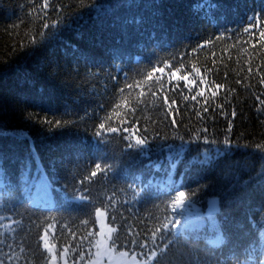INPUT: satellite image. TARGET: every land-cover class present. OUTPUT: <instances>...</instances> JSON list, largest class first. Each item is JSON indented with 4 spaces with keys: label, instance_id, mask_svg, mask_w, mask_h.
<instances>
[{
    "label": "trees",
    "instance_id": "obj_1",
    "mask_svg": "<svg viewBox=\"0 0 264 264\" xmlns=\"http://www.w3.org/2000/svg\"><path fill=\"white\" fill-rule=\"evenodd\" d=\"M98 207L153 264H264V0H0V264Z\"/></svg>",
    "mask_w": 264,
    "mask_h": 264
},
{
    "label": "rangeland",
    "instance_id": "obj_2",
    "mask_svg": "<svg viewBox=\"0 0 264 264\" xmlns=\"http://www.w3.org/2000/svg\"><path fill=\"white\" fill-rule=\"evenodd\" d=\"M34 170V174L26 176L28 177L26 185L30 199L34 203L50 205L53 202V196L49 180L43 169L36 166ZM73 199L83 200L85 196L79 193ZM95 217L97 231L87 251L72 250L66 246L58 248L50 236L52 227L45 228L41 236V245L47 253L48 264H153L154 251L142 254L135 250L117 246L113 238L114 227L108 222L104 208L98 207L95 211ZM219 237L218 232L210 237V240L217 242ZM87 254L89 256H86ZM241 264H247V261H242Z\"/></svg>",
    "mask_w": 264,
    "mask_h": 264
},
{
    "label": "water",
    "instance_id": "obj_3",
    "mask_svg": "<svg viewBox=\"0 0 264 264\" xmlns=\"http://www.w3.org/2000/svg\"><path fill=\"white\" fill-rule=\"evenodd\" d=\"M213 206L215 209H217V199L216 198L213 200Z\"/></svg>",
    "mask_w": 264,
    "mask_h": 264
},
{
    "label": "bare ground",
    "instance_id": "obj_4",
    "mask_svg": "<svg viewBox=\"0 0 264 264\" xmlns=\"http://www.w3.org/2000/svg\"><path fill=\"white\" fill-rule=\"evenodd\" d=\"M214 199H215V198H214ZM214 199H213V200H214ZM216 199H217V198H216Z\"/></svg>",
    "mask_w": 264,
    "mask_h": 264
}]
</instances>
